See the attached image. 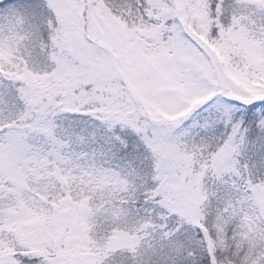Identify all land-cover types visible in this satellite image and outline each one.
Returning <instances> with one entry per match:
<instances>
[{
    "label": "snow or ice",
    "instance_id": "6c2138e0",
    "mask_svg": "<svg viewBox=\"0 0 264 264\" xmlns=\"http://www.w3.org/2000/svg\"><path fill=\"white\" fill-rule=\"evenodd\" d=\"M0 264H264V0H0Z\"/></svg>",
    "mask_w": 264,
    "mask_h": 264
}]
</instances>
